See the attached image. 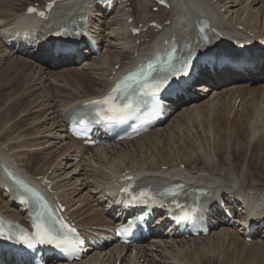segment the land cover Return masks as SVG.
I'll return each instance as SVG.
<instances>
[{
    "label": "bare ground",
    "instance_id": "6f19581e",
    "mask_svg": "<svg viewBox=\"0 0 264 264\" xmlns=\"http://www.w3.org/2000/svg\"><path fill=\"white\" fill-rule=\"evenodd\" d=\"M8 1L9 0H7V2L5 3V4L8 3L7 5H5L3 3L4 6L3 7L0 6V11L3 9L4 11H2V12L5 13V12H9L12 9V10H15V12H12L11 15H13L14 18L12 20L10 19V22H8L6 24L4 23L3 25H1L2 23H0V45L5 47V50L3 53H1L2 51L0 50V53L2 54L1 59H3L5 56H10V57L14 56L13 60L11 62H13L15 60L17 64H23L24 66H26L25 68H31V70L34 67H30V65H29L30 63L28 64L29 61H24L21 58L24 53L30 54L31 50H29L26 46L24 48H22L21 46L24 45V43H22L20 39L13 40L9 36L10 32H14L13 30H14L15 26H18V27H20L22 25L28 26L31 29V31L37 32L38 37H40V38L46 37L47 38L48 33L52 32V31H54L60 27L57 19H58V17L62 16V11L64 9L63 7L70 8L69 13H79L81 11H86L88 14H91V15L93 14L97 17L100 16L103 20H106L104 22V24L106 25L107 29H110V30L111 29L112 30H118L117 27H121L119 22L121 21V18H123L124 16H126L127 19L129 17H133L137 24L144 23L143 21H146L147 18L149 19V17L153 16L152 13H150V11H149V7H150L149 2L150 1H148V0H136V6L134 5L135 2L133 0L132 1L129 0L130 4L129 5L125 4L121 10L117 11L114 15L112 14L111 20H110V18H108V13H107L109 11V9L105 8L107 10V12L102 13L101 8H104V7L98 3V0H60L59 2L56 3L54 9L51 11L48 20H36L38 17L36 15L30 17V15L25 13L26 10L25 11L22 10V13L18 14L16 11L20 10V9L16 10L15 6H9L12 3H11V0L9 1L10 3ZM15 1L21 3V0L20 1L15 0ZM43 1H45V3H46L48 0H43ZM166 1L169 2V4L171 5V8L169 10H167L166 8H160L159 10H160L161 15L158 19L146 21V24H149L152 21H156L158 24L163 26L165 28V30H163L161 32H156V34H155V31L157 30V28H151V29H149V32L145 33V35H142L140 37H132L129 33H126V32H122L120 34L121 36L116 35L117 37L118 36L119 37H118V39L116 37L115 43H111L110 41H108L109 45H107L105 47L103 46V48H102L103 51H102V54L100 57H95V56L92 57L93 58L92 61L88 64V67L90 70H88L87 67L85 68V67H81V66H79V67L77 66V68H75L74 70H70L71 68L76 67V65H77L76 60L74 58H69V57L55 58L53 55L47 54L43 46L38 45V50H39L38 52L40 53V51H42V53H43V55L41 53V55L38 57L39 60L41 61L40 64H38L39 67H37L38 68L37 74H38L39 79H40L39 81H41V79L43 80V78H46L47 76H50L52 78V80H56L55 75H54L55 73L47 72V69L49 68V65L51 63L62 64V65L70 64L69 66L61 67V68H63V69L60 68L61 71H64V72L62 74L60 73V75H59L62 78V80H65L64 81V86H65L64 90L69 91L68 93H66L68 96L59 97L56 100H55V98L52 99V105H50V103L46 104V110L44 109V111H46V112L50 110V112H48V114L53 115V117L51 118L52 120L55 119L54 121H58V123L62 124V122L64 121V118H66L67 115H69V112L72 108L79 106L83 102L87 101L90 97L98 95L101 92H103L104 90L106 91L113 84V82H111V78H113V77H114V79L118 78L121 74H123L127 70L135 67L137 65V61L140 58L147 56L148 52L150 51V45L157 36L167 34L169 31H171L173 29L172 28L173 26L175 27V31H177V32L181 31L182 28L179 26H180V22H182V21H186L188 23V27H190L191 19H197L198 20L203 14H208L210 17L212 16V19L215 22L217 21L216 25H215L216 29L221 30L223 33H225L227 35L233 34L239 38L246 37V39L241 40L240 42L253 41L256 39H263L260 36H264V31H261L259 29V26L261 24L260 20L263 19V21H264V0H235V1L231 0V2H227V3L225 2V0H217V1H215V0H166ZM261 1H262V3H261ZM244 3H246V4L243 5ZM259 3L262 5L258 8H256V6ZM1 5H2V3H1ZM36 5L37 6H33L36 9H39L41 7L39 4H36ZM155 6H157V5L155 4ZM226 6H228V7H226ZM5 7H7V8L5 9ZM22 8H23V6H22ZM131 8H132V11L129 12V10ZM126 10H128V12H126ZM95 11H97L96 12L97 14H94ZM222 11L224 12V14H222ZM135 12H136V15H135ZM69 13L67 15H69ZM162 13L165 16H167V17L164 16L165 19L163 21H161V19L163 18ZM5 14L7 15V13H5ZM11 15H10V17H13ZM64 15H66V14H64ZM150 15H152V16H150ZM155 16L157 17V15H155ZM218 17H219V20L221 21L222 24L217 20ZM127 19L123 20L124 26L126 24ZM30 20H34V25H31ZM166 21H171L170 25H168V23ZM96 22H98V19L94 20L93 18H91L90 23L93 24V32L94 33H97L95 31L96 29H97V31L99 30V26L96 24ZM96 26H97V28L95 29ZM110 30H108V31H110ZM120 31H121V29H120ZM232 31H234V32H232ZM110 33L111 32H109L107 34V36L109 38L112 37V35L110 36ZM102 36L103 35H101V39L104 42V39ZM255 37H256V39H254ZM104 38H106V37H104ZM112 38H114V37H112ZM106 39H108V38H106ZM12 41H15V43L13 44V49H11L9 47V43H11ZM138 42H139V44H138ZM114 44H115V46H113ZM117 47H120V48L116 49ZM7 50H9V51H7ZM116 50H119V51H116ZM131 50H132V52L130 53ZM6 51H7V53H6ZM83 52L88 53L87 50H85ZM36 56H38V55H36ZM6 61H7V59H6ZM234 61H239V60L234 59ZM33 62L36 63L39 61L36 60ZM248 62H249V64L254 66L251 70H248V73H249L248 77H246L245 75H242V76L237 78L235 74H233V73L228 74L227 72H223V71H221V72L217 71L216 74H210L207 72L206 68H204V70L202 71V74H204L205 77L202 81L204 83L211 82L213 84V88L210 90L208 95H201V96L209 97L210 94H212V93H213V95H216V94L219 95L220 93H218L216 86H220V85L223 86L226 83L231 84L230 82H232V84H231L232 86H236V87H233V89L230 90L231 92L226 91L225 94L221 93V95H225L223 97V103H225L226 101L229 103L230 100H228V99L232 95H236V97L235 96L234 97L237 98L238 94L241 95V93H245V92L248 94L247 91H250V93H251L252 88L260 89V87L259 88L256 87V84H257L256 82H257V80H259L261 78V76L264 77V56H262L261 58H257V59H250ZM10 67L14 69V67H16V65L11 64ZM22 69H24L23 66H22ZM89 71L91 73H88ZM92 74H93V76H91ZM5 75H7V74L5 73L4 76ZM70 76L75 77L76 80L79 78L81 80V82L76 83V82H73L72 80L71 81L67 80V78L69 79ZM245 79H247V80H245ZM233 80H237V81L233 82ZM32 81H35V80H32ZM46 81H47V79H46ZM86 81L89 83L91 82V85H94V86L97 85L98 87L97 86H95V88L92 87L93 89L91 92L88 89H86L84 86L83 82H85V84H86ZM246 81L249 83L253 82V84L250 85ZM29 83H30V81H29ZM222 86L220 88H222ZM50 87H51V84H50V86H48V88H50ZM200 87L203 88V86H200ZM262 87H263V85H262ZM66 88L69 90H66ZM202 88H200V90ZM32 89H34V88H32ZM261 90L262 89H260V91ZM72 92L75 93L76 95L73 94ZM256 92L259 93V90L258 91L256 90ZM263 93H264V91H263ZM41 94H43V93H41ZM245 96H246V94H245ZM50 99H51V96H50ZM214 99L215 98L211 97L206 101L205 100H197L195 103L192 102V104H191L192 109L190 110L189 109L190 106H189L188 108H186L184 110H190L188 114L191 115L194 113V115H191L189 120L184 119L188 114H186L184 116H179L176 119L172 120L171 123L175 122L179 126V124L182 122V126L184 125V127L186 126L185 127L186 129H189V127H191L193 123H196L197 121H199L198 118L204 112L209 113V114L213 112V114H214V112L215 113L219 112V110L223 111V109L220 108V105ZM66 100H68V101H66ZM257 100H259V99H257ZM193 101H195V100H193ZM248 101L250 102L251 100H248ZM253 101H256V100H253ZM257 102H259V101H257ZM35 103H37L36 99H35V102L33 101V103H31L30 107L33 106ZM220 104L222 105V103H220ZM251 104H249V107L251 106ZM263 104H264V102H263ZM42 105H44V104H42ZM234 106H235V104H234ZM253 106H254V104H253ZM258 106H259V104H258ZM12 109L14 110L15 108H12ZM27 109H28V107H27ZM10 113H11V111H10ZM255 113H253V115ZM29 115H30L29 112H26V111H24V113H21L19 115L18 114L16 115V113L13 115H10L9 117L15 116L16 118L14 117L15 120H14V122H12L11 128H9L8 129L9 131L6 133L12 132L13 129H15L16 127H18L22 123H24L25 117H27ZM39 115H40V113H39ZM50 115H48V117ZM207 116H208V114H207ZM9 117H6L7 121H6V123H4V125H3L4 127H5V125L7 126V124L10 123L14 119V118H12V119L8 120ZM38 118H40V117H38ZM192 118H194V119H192ZM201 118H202V116H201ZM51 119L48 118V120H51ZM39 120L42 121V119H39ZM46 120H47V118L45 120H43V122L39 121L40 122L39 124L45 123ZM171 123H169V125ZM36 124L37 123L35 122V125ZM208 124H207V126H208ZM214 124H215V122H214ZM43 125H45V124H43ZM169 125L167 127H169ZM187 125H189V126H187ZM62 126L63 125L60 126L59 131L61 133L59 132L60 136L57 135L59 137V138L57 137V139H60V138L61 139H63V138H66V139L69 138L70 139V142L68 144L71 146V148L74 149V152L79 150L78 153L80 155H74L75 158L81 156V158L83 159L85 154L91 153V151H92V153L94 152V154H91L92 155L91 157H93V160H96L99 163L103 162L101 165L103 166V164H104L105 167L108 168L107 170H109L111 173V175L108 174L107 177H106V175L102 176L103 180H105V179L109 180V182H107V183H109L108 185L113 183V178H114L115 173H125L127 171H130V173L135 174L137 176L144 173V174H147L146 175L147 177L160 179L161 176H168L171 174H173L174 176H178L179 174H176L175 172H176V170H179L182 172V174L185 173L189 177L190 181H206L208 187L211 188V190L213 191L214 194H218L220 192L226 193L227 195H229L231 197V199H235L237 197L245 196V197H249V198H254L255 199L254 201H259L261 198H262V200H264V188H261L259 186L257 187L253 184H250L251 183L250 180H252L250 172L248 171L247 175L244 173V171L249 170L248 166L246 168H244L243 170L241 168V172H240L236 169V165H234V164H227V168L224 166L222 168H219L218 167V163H219L218 160L219 159L217 158L218 159L217 164L213 163V161H215L216 159H214L212 161L213 157H216L218 154L219 155L222 154V153L220 154L218 152V150H221L222 147H226V149L230 151L231 157H235L236 154H243L244 159L247 160L248 151L245 148H243L242 143H240L237 140V139H241L243 141L244 139H242L238 136H236V139L234 141L229 140L230 141V143H228L229 145H227L228 140H224V139L222 140L221 139L222 142L218 143L219 144L218 149L214 150V151L210 150V148H211L210 147L211 146V136H208L209 135L208 132H211V131H208V130H206L208 133L207 135L204 133H200L201 137H197L195 134V136H196L195 140H193V137H191V136L189 137L190 140L188 137H182L181 136L179 139L181 146L176 145V142H175V144L170 146V144L165 145L161 141H159L157 143L156 142L153 143V141H149V143H147V144L145 143L144 145L140 146L137 150L129 151L126 154H123L125 156V160H124L125 163H124V165H122V163H118L120 159H118V158H117L118 160H116L115 158L111 159L112 158V152L114 151V145L109 147V148H105L104 150H102V149L92 150L88 147L82 146V143L80 141H77V140L70 138L68 136V134L66 133L67 126L66 127H62ZM184 127L181 129L182 130L185 129ZM209 127H210V125H209ZM257 127L258 126H256V129H257ZM262 127L263 126H261V129H263ZM32 128H33V126L31 125V127L28 126V128L24 131L16 129L15 130L16 133L20 131L19 133L16 134L17 136L7 134L6 139L3 141V144L2 145L0 144V158H3L10 165L18 168L23 174H27L30 177L35 178L38 175H43L45 177L47 176L50 180H52L54 182V189L59 190V191L61 190L62 193H60V198L62 200H64L67 205H70L73 199L72 200L66 199V197L71 195V194L70 193L69 194L63 193V191L66 192L65 188H67L68 184L67 183L66 184H64V183L60 184V181H57L59 179V176H57V174H59V173L56 172L57 173L56 174L55 170H53L50 175L46 174V172L49 169H51L52 165H54V164H52V165L49 164V165L44 166V168L42 169V171H43L42 174H37L38 170L31 171L32 169L31 170L29 169V167H30L29 165L20 164L19 162H21V161L17 160L18 158H20L19 152L26 153L25 155L36 154V152L30 153V151H32L30 149L34 148V147L42 146L43 144H46V143H49V141H45L42 144L39 142V139H37L38 137H41L43 133H46V131L44 132L43 130L41 131L40 129H36V132L32 133V131H33ZM203 128H204V126H203ZM213 128L214 127H212V129ZM192 129L197 130V128H193V126H192ZM163 130H165V128H163ZM198 130H197V132H198ZM214 130L212 132H214ZM258 130H256V131H258ZM51 132H49V134H51ZM158 132H160V129L153 131L150 134H147L146 136H144L140 139H137L135 141L122 142V143H120V145L116 146V148L123 146V145H128V144H132V143H136V142L146 140L150 136H153V135L156 136V134ZM203 132H204V130H203ZM6 133H3V134L5 135ZM173 133L176 134V132H173ZM172 134L170 136L174 142L176 139V136L174 137V136H172ZM202 134H204L205 136L204 135L202 136ZM31 136L32 137L37 136V137L34 139H29V137H31ZM187 136H189V135H187ZM254 137H258V142H257V145H259V148H258L259 154L258 155L261 158H263L264 157V130H263V132L261 130V132L259 134H256V136H254ZM2 140L3 139L0 138V142ZM40 140H41V138H40ZM190 147L194 148L193 151L196 152V156H193V153H190L189 151L187 152V150ZM241 149L243 151L240 152ZM88 150H91V151H88ZM120 150L122 152V149H120ZM101 152H102V154L100 155L99 153H101ZM217 152H218V154H217ZM212 153H213V155H212ZM168 154H169V156H168ZM119 157H122V155H120ZM195 157H198L199 159H203V161L196 162ZM248 162H250V161H248ZM252 162L254 163L253 160H252ZM80 163H81V161H80ZM74 165H76V164H74ZM181 165H184V170L182 168H180ZM199 165H202V169H199L197 167ZM223 165H225V164H223ZM254 166H255V164H254ZM260 166H261V164H258L257 168L259 169ZM77 167H78V165L76 166V168ZM165 167L167 168V171L164 169ZM84 170H86V167L84 168ZM99 172L103 173L101 171H99ZM69 173L67 172V174H65V176L68 175ZM95 173H97V171ZM62 175H60V179L62 178L61 177ZM63 177H64V175H63ZM248 181H249V183H248ZM108 185L103 184L102 186L95 188V192L99 196L94 200V204L90 205L93 207V209L90 213L89 212L87 213L86 211L82 212V211H78V210H75L73 212L74 217H75V215H77L76 218H78L79 225H81V226H84V225L105 226V225H111L113 223L112 220L108 216H105L104 214H102L101 217H99V218H102L101 220H99V218L95 219L93 217L97 213H102L101 212L102 210L99 207L101 204V199H102L103 195L105 194V192L107 191ZM95 187H96V185H95ZM8 196L9 195L5 194L4 190L0 187V212L3 214H6L8 217H10L14 220H17V221L20 220V222H24L25 221V215L22 212H20V210H17L12 205H10V200H9ZM214 211L215 210H213V212ZM216 211L218 212V210H216ZM84 214L85 215L87 214L86 217L79 220L80 217L82 218L85 216ZM91 216H92V218H91ZM160 217H164V216H160ZM87 218L91 219V220L88 221ZM91 222H96L97 224L91 223ZM154 239H156V240L153 243L150 244V243L146 242V243L141 244L138 247V254L135 256V260L133 261V264H140L142 259H144V263H146V264H219V263L220 264H232V262H234L236 264L235 261L237 259H242L241 257H243L242 254L244 253V252L243 253L240 252L241 254H239L237 251L238 247H240L239 249H241V247H242V249L252 250L253 254L256 251V250H254V248L256 246L259 245V249H260V246L262 248H264V240L260 239V241H259V239H258V240H255L254 242L248 243L245 241V238L243 236H241L239 231H236L235 228H228V227L225 228V231L222 230L218 233L212 232L211 234H209L208 237L198 238V239H193V240L177 239L175 241H170L166 238H161V236L156 237ZM203 242H205V243L203 244ZM109 254L110 255L108 258H110L112 256L113 252L110 251ZM253 254L251 256L255 255V254L254 255ZM132 255H133V252L131 251L128 257L126 255L122 257V252H120L118 254V258H115V256H114V262L116 263V261L122 257L123 262L126 261V259H124V258H128L129 262L132 263V261H131ZM106 256H107L106 252L105 253H98V255L94 254V255L90 256L88 260L83 261L81 264H98L99 260L101 259L102 261H104ZM4 261L6 262V264H16L15 260L10 259L6 255L4 256ZM126 264H129V263L126 261Z\"/></svg>",
    "mask_w": 264,
    "mask_h": 264
},
{
    "label": "rangeland",
    "instance_id": "374dc122",
    "mask_svg": "<svg viewBox=\"0 0 264 264\" xmlns=\"http://www.w3.org/2000/svg\"><path fill=\"white\" fill-rule=\"evenodd\" d=\"M13 1L11 0V3L13 5L10 4L9 6H15L16 10L20 9V10L16 11L18 14H21L22 10L25 11L26 8H27V5H30V4L33 5V3H35V4H39L40 6H43L45 4V1H43V0L42 1L41 0L40 1L39 0H21V3L16 2L15 0H13ZM18 1H20V0H18ZM133 1L135 2L134 5L136 6V0H133ZM215 1H217V0H215ZM232 1H235V0H232ZM6 2H7V0H0V6L3 7ZM225 2L226 3L227 2H231V0H225ZM1 3H2V5H1ZM261 3H262V1H261ZM7 4H5V5H7ZM245 4L246 3H244L243 5H245ZM261 5L262 4L259 3L256 6V8L260 7ZM22 6H23V8H22ZM226 7H228V6H226ZM6 8L7 7H5V9ZM2 11H4V10L2 9L0 11V23H2L1 25H3L4 23L6 24V23L10 22V19L12 20L14 18V16L11 15V14H12V12H15V10L11 9L9 12H5V13H7V15L5 13H3ZM151 12L152 13H157V14H152L153 16L150 15L152 17H149V19L147 18V20L158 19L160 17V15H161L160 10H159V13H158V12H153L152 9L150 8V13ZM222 14H224L223 11H222ZM10 15L13 16V17H10ZM135 15H136V12H135ZM155 15H157V17ZM162 16H163V18L161 19V21H163L165 19V17H167L163 13H162ZM108 18H110V20H111L112 16L108 17ZM217 20L221 23V21L219 20V17L217 18ZM105 21L106 20H103V23L100 24L102 26V28L106 29L104 32H101V33H102V35L104 37H106L108 39H106V38H104L102 36L103 39H104V43H102V47L103 46L105 47V46L109 45L108 41H110L111 43H115V39L117 37L116 35L120 36L121 32L125 31L124 28H123V30L120 31V29L122 27V24H123L122 21L119 22L121 27H117L119 31L118 30L107 29V27L104 26V22ZM146 21H143V22L145 23ZM260 21H261V24L259 26V29L261 31H264V28H263L264 27V21H263V19H261ZM108 30H110V31H108ZM109 32H111L110 36L112 35V37H114V38H112V37L109 38L107 36V34ZM232 32H234V31H232ZM155 34H156V31H155ZM118 37H117V39H118ZM260 37L264 39V36H260ZM113 46H115V44ZM119 48L120 47H117L116 49H119ZM0 50L2 51L1 53H3L4 50H5V47L0 45ZM7 51H9V50H7ZM7 51H6V53H7ZM116 51H119V50H116ZM131 52H132V50L130 51V53ZM1 53H0V138H2L3 140L0 142V144L1 145L3 144V141L6 139L7 134L17 136L16 134L19 133L20 131L16 133V131H15L16 129L24 131V130H26L28 128V126L31 127V125H32L33 126L32 133H35L36 129H40L41 131L43 130L44 132L46 131V133H43L42 136L38 137L37 139H39V142L42 143V144L45 141H49V143H46V144H43L42 146L34 147V148L30 149V150H32V151H30V153L36 152V154L25 155L26 153L19 152L20 153V158H18L17 160H20L22 162V163L19 162L20 164L29 165L30 166L29 169L30 170L32 169L31 171L38 170L37 174H42V172H43L42 169L44 168V166L49 165V164L50 165L54 164V165H52L51 169H49L46 172V174L48 175L53 170H55V173L56 172L59 173V174L56 173L57 176H59V179L57 181H62L63 180L62 178H63V175H64V178H65V181H66V182H64V184L67 183L69 186L67 185V188H65L66 192L63 191V193H67V194L70 193L71 194V195L67 196L66 199H70V200L73 199L72 200L73 203L71 202V205H70L72 211L73 210H81L82 212L87 211V213L92 211L93 207L90 206V205H93L94 204V200L98 197V196L95 195V193H96L95 192V188L100 187L99 185H101V184L102 185L105 184L104 182H105L106 179L103 180L102 176L106 175V177H107L108 174L110 175L111 173H110L109 170H107L108 168H106L104 164H103V166L101 165L103 162L99 163L98 161L93 160V157H91L92 156L91 154H94V152L92 153V151H91V154L90 153L85 154V155L88 156L87 160L85 162L84 161H81V163L74 162L71 159V157L68 156L69 152L68 151L66 152V148L71 147L68 144L69 143L68 140L63 141V142L62 141L60 142V141L56 140V138L58 137L57 135H59L61 133L59 130H60V126L62 124L58 123V121H54L55 119L54 120L51 119L53 117V115L48 114V112H50V110L47 111V112L44 111V109L46 110V104L50 103V105H52V99L55 98V100H56L59 97L68 96L66 93H68L69 91H65L64 90L65 86H62V84L64 85V81L65 80H62V78L59 76L60 73L62 74L64 72V71H61V69H63V68H61V69H59V68L53 69L50 66L51 70L49 68L47 69V72L55 73L54 75H55L56 81L60 82V83L58 82V84H60V85H52L50 83L51 80H52V78L50 76H47L46 78H43V80L41 79V81H39L40 79H39V76L37 74V72H38V68L37 67H39V65L36 64L35 62L21 57L22 60L29 61L28 64L30 63L29 64L30 67H34L32 69L34 71L33 72L31 70V68H25L26 66H24L23 64H17L15 60L13 62H11L13 60L14 56H11V58H8L10 56H5L4 58L2 57L3 59H1V56H2ZM6 59H7V61H6ZM11 64H13V65L15 64L16 67H14V69L11 68L10 67ZM22 66H23V68L25 70L22 69ZM77 66L78 67L81 66V67H85V68L87 67V69L89 70V67L86 66L85 63L78 64ZM77 66L71 68L70 70H74L75 68H77ZM4 72L7 75L4 76V74H5ZM88 73H91V72L89 71ZM91 76H93V74ZM46 79H47V81H46ZM32 80H35V81H32ZM67 80H70V81L72 80L73 82H76V83H80L81 82V80L79 78L76 80L75 77H71V76L69 77V79L67 78ZM29 81H30V83H29ZM56 81L52 80L53 84H56L57 83ZM235 81H237V80H233V82H235ZM83 83H84L85 88L88 89L91 92H92V89L95 88V86H97V85H95V86L91 85V82L89 83L87 81H86V84H85V82H83ZM230 83L232 84V82H230ZM50 84H51V87H50L51 89L48 88V86H50ZM231 84H229V85H231ZM262 85H263V87H262ZM221 86L222 85L219 86V89H220ZM226 86H228V85H223L222 86V88L219 90L220 94L218 95V97L216 99V102L220 105V108H222L223 111L219 110V112H216L218 115L215 112H214V114H213V112L210 113V114L204 112L202 115H200V117L198 118L199 121H197L198 123L196 122V123L192 124L193 128H197V130L199 129L198 132H197L196 129H192V126L189 127V129H186L185 128L186 126L185 127H184V125L182 126V122L179 124V126L177 125V123L174 122V123H171L170 125L168 124L169 127H167L168 125H166L164 127L165 130H162V132L161 131L158 132L156 134V136L153 135V136H150L146 140L117 147L112 152V158L111 159H113V158H115L116 160L120 159L118 163H122V165H124L125 156L123 154H126L129 151H135L140 146L144 145L145 143L146 144L149 143V141H153V143H155V142L157 143V142L161 141L165 145L170 144V146H172L176 142V145L181 146L180 145V140H179L181 136L182 137H188V138L191 136V137H193V140H195L196 136L197 137H201L200 133H204L206 135L209 133L208 136H211V146H210L211 148H210V150L214 151V150L218 149V145H219L218 143L222 142L221 139L222 140L223 139L224 140H228L227 145H229L228 143H230V141H234L236 139V136H238V137L244 139L243 141L241 139H237V140L240 143H242V147L245 148L248 151L247 160L244 159L243 154H236L235 157H231L230 151L227 150L226 147H222L221 150H218V152L220 154L221 153L222 154L219 155L218 152H217L218 155L216 157H213L212 161L214 159H216L215 161H213V163L217 164L219 162L218 163V167L219 168H222L223 166L227 168V164H234V165H236V169L238 171H240V172H241V168L243 170L244 168H246L248 166L249 170L244 171V173L247 175L248 171L250 172L251 177H252V180H250V182H251L250 184H253V185L257 186V187L259 186L261 188H264V157L261 158L258 155L259 154V150H258L259 145H257L258 137H254V136H256V134H259L261 132V130H262V132L264 130V112H263L264 111V104H263V102H264V93H263V91H264V83L261 84V82H258V86H256L257 88L260 87V89H262L261 91H260V89L252 88L251 90L254 92L253 93L251 91L252 94L250 93V91H247L248 94L245 92V93H241V95H239V94L237 95V98L242 97L241 104H240V106L238 108L239 110H234L233 109V104H235V102L237 101L236 100L237 98H235L236 95L230 96L231 98L229 97V99H228V100H230L229 103L227 101L225 103H223V97L225 95H221V93L225 94L226 91H230V90L233 89V87H236V86H233V87H229V86L226 87ZM32 88H34V89H32ZM66 90H69V89L66 88ZM256 90L257 91L259 90V93L256 92ZM41 93H43V94H41ZM73 94H75V93H73ZM245 94H246V96H245ZM50 96H51V99H50ZM35 99H36L37 103H35L33 106L30 107L31 103H33V101L35 102ZM257 99H259V100H257ZM248 100H251V101L249 102ZM253 100H256V101H253ZM66 101H68V100H66ZM257 101H259V102H257ZM220 103H222V105ZM248 103L249 104L252 103L250 107H249ZM42 104H44V105H42ZM253 104H254V106H253ZM258 104H259V106H258ZM11 107L15 108V109L13 110ZM27 107H28V109H27ZM10 111H11V113H10ZM24 111L29 112V114H30L29 116L25 117L24 123H22L21 125H19L15 129H13L12 132L6 133V132L9 131L8 129L11 128L12 122H14V120L16 118L15 116H14L15 118L14 117H9V116L13 115L15 113H16V115L17 114L19 115L21 113H24ZM39 113H40V115L42 117L39 115ZM253 113H255L256 115L255 114L253 115ZM47 114L50 115V116L48 117ZM207 114H208V116H207ZM188 115H189V117H191V115H194V113L191 114V115L190 114H188ZM201 116H202V118H201ZM6 117H9L8 120H10L12 118H14V119L10 123H8L7 126L5 125V127H4L3 125L7 121ZM38 117H40V118H38ZM44 118L45 119L47 118L46 122L43 123L45 125L39 124L40 122H43V120H45ZM48 118L51 119L52 121L48 120ZM39 119H42V121H40ZM184 119H186V117ZM192 119H194V118H192ZM35 122L37 123L36 125H35ZM214 122H215V124H214ZM207 124H208V126H207ZM63 125H64V123H63ZM209 125H210V127H209ZM187 126H189V125H187ZM203 126H204V128H203ZM256 126H258L257 129H256ZM261 126H263L262 127L263 129H261ZM183 127L185 129L182 130L181 128H183ZM212 127H214V128L212 129ZM203 130H204V132H203ZM206 130L211 131V132L207 133ZM213 130H214V132H212ZM256 130H258V131H256ZM49 132H51V134H49ZM169 132L171 134L173 132H176V134L173 133L174 135L172 134V136H174V137L176 136L177 140L175 139V141L173 142V139L171 138V136H170L171 134ZM3 133H6V134L4 135ZM195 134H196V136H195ZM204 134H202V136ZM187 135H189V136H187ZM36 137L37 136H33V137L31 136V137H29V139H34ZM51 137H56V138H51ZM40 138H41V140H40ZM189 140H190V138H189ZM120 149H122V152H121ZM193 150H194V148L190 147L187 150V152L189 151L190 153H193V156H196V152L193 151ZM73 151H74V149H73ZM241 151H243V150L241 149L240 152ZM99 154L101 155L102 152L99 153ZM120 155H122V157H119ZM212 155H213V153H212ZM168 156H169V154H168ZM63 157H65V158L63 159ZM195 158H196V162L203 161V159H199L198 157H195ZM217 160H218V162H217ZM252 160L254 161V163L252 162ZM248 161H250V162H248ZM74 164H76V165H74ZM223 164H225V165H223ZM254 164H255L256 167L254 166ZM258 164H261L259 169L257 168ZM77 165H78V167L76 168ZM85 167H86V170H84ZM197 167L199 169H202V165H199ZM94 171L95 172L97 171V173H95ZM99 171H101L103 173H100ZM67 172L68 173L70 172V173L68 174L69 176L66 175L67 176L66 177L65 174H67ZM60 175H62L61 179H60ZM107 181L109 182V180H107ZM248 183H249V181H248ZM95 185H96V187H95ZM100 208H102V209L104 208L105 209V205L101 203ZM97 214H99V213H97ZM97 214H95L97 217L93 216L95 219L101 217V215H97ZM100 214H102V213H100ZM86 215L84 217H82L81 219L85 218ZM91 218H92V216H91ZM81 219L79 218V220H81ZM101 219L102 218H99V220H101ZM87 220L89 221L91 219L87 218ZM91 223H96V222H91ZM220 231H222V230L219 229L216 232L218 233ZM259 241H260V239H259ZM252 242H254V241H252ZM204 243L205 242H203V244ZM239 248L240 247H238V250H237L238 253L239 254H241L240 252H242V253L244 252V253L242 254V256H243V257H241L242 259H237L238 261L235 259L236 260L235 261L236 264H264V250H263L264 248H262L261 246H260V249H259V245L254 248V250H256L255 253L256 252L258 253V254L254 253L256 256L252 253V250L242 249V247H241V249H239ZM251 253L254 256H251L252 255ZM106 254L108 255L109 252H106ZM142 260L144 262V259H142ZM125 264H126V262H125ZM144 264H146V263H144ZM232 264H235V263L232 262Z\"/></svg>",
    "mask_w": 264,
    "mask_h": 264
},
{
    "label": "snow or ice",
    "instance_id": "6c2138e0",
    "mask_svg": "<svg viewBox=\"0 0 264 264\" xmlns=\"http://www.w3.org/2000/svg\"><path fill=\"white\" fill-rule=\"evenodd\" d=\"M28 11L32 13L35 12L36 9L29 8ZM39 14L43 16L42 12ZM62 35H67V33H62ZM76 35H79V33ZM172 59L173 57H170L168 66L163 69L166 73L163 76L159 75V70L155 64L149 63L122 77L107 95L88 102L89 106H93L92 111L103 121L111 122L122 120L132 108L133 95L139 94L143 89L149 88L150 80L163 83L173 77H187L188 79L177 81V94H179L180 91L194 88L198 81L193 80L189 82L191 80V61L185 58L179 61V66H177L171 63ZM96 122H99V120ZM84 131H87V129ZM128 179L131 180L132 178L128 177ZM182 188V185H176L174 187H165L155 192L146 188H140L138 191L133 190L130 192L129 187H125L121 189V191L129 193L131 197L129 203H146L149 200L157 199V197H172L175 200V198L180 195V190ZM25 191L31 192L32 190L25 187ZM178 207L182 206L178 205ZM195 210L196 209H193V211ZM32 225L35 229L31 236L32 239H36L41 243L53 245L58 249L71 250L80 247L84 243V241L76 235L75 228L68 225L62 218H56L52 214L49 205L39 194H36ZM11 227L12 226H9V230H11ZM0 237L7 238L2 223H0Z\"/></svg>",
    "mask_w": 264,
    "mask_h": 264
}]
</instances>
